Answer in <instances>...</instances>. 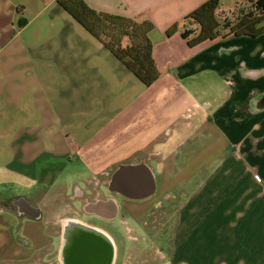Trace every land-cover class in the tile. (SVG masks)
<instances>
[{"label":"crops","instance_id":"0c3cea01","mask_svg":"<svg viewBox=\"0 0 264 264\" xmlns=\"http://www.w3.org/2000/svg\"><path fill=\"white\" fill-rule=\"evenodd\" d=\"M84 1L152 23L160 77L145 85L58 0H0V264H61L65 216L127 239L116 264H264V34L229 33L262 14L257 0H222L226 24L195 45L187 16L208 0ZM44 154L86 170L11 167ZM141 161L153 196L118 193L145 192L141 173L109 185ZM97 200L116 202L117 217L90 216ZM153 243L158 256L142 257Z\"/></svg>","mask_w":264,"mask_h":264},{"label":"trees","instance_id":"16d2710c","mask_svg":"<svg viewBox=\"0 0 264 264\" xmlns=\"http://www.w3.org/2000/svg\"><path fill=\"white\" fill-rule=\"evenodd\" d=\"M221 1L208 0L187 16L196 20L201 27L199 35L189 41L191 45L218 37L221 24L216 12ZM58 3L92 35L100 39L145 85H152L160 77L149 36L153 29L152 23L98 11L84 0H58ZM256 6L262 14L245 15L229 28V33L250 36L264 34V0H257ZM175 32L176 26L167 31L168 35Z\"/></svg>","mask_w":264,"mask_h":264},{"label":"water","instance_id":"95a60500","mask_svg":"<svg viewBox=\"0 0 264 264\" xmlns=\"http://www.w3.org/2000/svg\"><path fill=\"white\" fill-rule=\"evenodd\" d=\"M123 172L135 176L141 173L147 180L146 190L134 191L124 188L119 194L129 199H146L156 193V178L147 161L122 166L109 181V185L118 187ZM134 173V174H133ZM129 185H133L129 183ZM138 186V184H135ZM109 192L116 191L109 188ZM89 214L105 220H113L118 215V205L113 200L94 201L89 204ZM61 244L59 260L61 264H116L118 246L114 236L101 226L92 224L78 216H65L60 220Z\"/></svg>","mask_w":264,"mask_h":264},{"label":"rangeland","instance_id":"374dc122","mask_svg":"<svg viewBox=\"0 0 264 264\" xmlns=\"http://www.w3.org/2000/svg\"><path fill=\"white\" fill-rule=\"evenodd\" d=\"M217 14V12H216ZM217 17L219 19L220 24L224 25L226 24L227 19H224L222 12L217 14ZM224 31V30H222ZM47 159V154H44V156H41L37 159H19L14 163V165H11L12 168H15L21 172H37V170H42L47 167V165L57 164L59 166L66 165L69 172H82L86 170V167L84 166V160L82 159H66V160H57L54 158ZM104 224V223H103ZM107 226L106 224H104ZM115 238V236H114ZM118 246V258H121L123 253L126 250V244H128L127 239L123 238H115Z\"/></svg>","mask_w":264,"mask_h":264},{"label":"flooded vegetation","instance_id":"af4514ba","mask_svg":"<svg viewBox=\"0 0 264 264\" xmlns=\"http://www.w3.org/2000/svg\"><path fill=\"white\" fill-rule=\"evenodd\" d=\"M101 194H102V192L100 190L96 189L88 197V200L95 199L98 196H100ZM67 209H68L69 213L72 215H76L79 213L84 214L86 212V210L83 207L80 210H78L77 208L74 207L73 204H70ZM90 216H94V215H90ZM94 217H97V216H94ZM158 253H159V247L153 243V245H150V247H148V249L144 252L142 257L146 256L147 258H149V257L154 258V257L158 256Z\"/></svg>","mask_w":264,"mask_h":264},{"label":"built area","instance_id":"2783aa9c","mask_svg":"<svg viewBox=\"0 0 264 264\" xmlns=\"http://www.w3.org/2000/svg\"><path fill=\"white\" fill-rule=\"evenodd\" d=\"M259 179V178H258Z\"/></svg>","mask_w":264,"mask_h":264}]
</instances>
